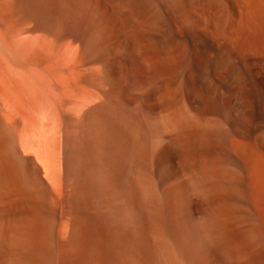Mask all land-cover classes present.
<instances>
[{
    "label": "bare ground",
    "instance_id": "6f19581e",
    "mask_svg": "<svg viewBox=\"0 0 264 264\" xmlns=\"http://www.w3.org/2000/svg\"><path fill=\"white\" fill-rule=\"evenodd\" d=\"M0 264H264V0H0Z\"/></svg>",
    "mask_w": 264,
    "mask_h": 264
}]
</instances>
